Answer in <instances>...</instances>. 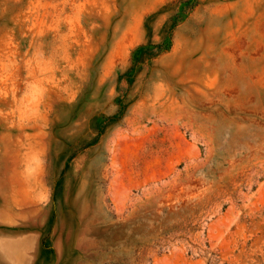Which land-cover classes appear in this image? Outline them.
Returning <instances> with one entry per match:
<instances>
[{
	"label": "rangeland",
	"instance_id": "rangeland-1",
	"mask_svg": "<svg viewBox=\"0 0 264 264\" xmlns=\"http://www.w3.org/2000/svg\"><path fill=\"white\" fill-rule=\"evenodd\" d=\"M0 264H264V0H0Z\"/></svg>",
	"mask_w": 264,
	"mask_h": 264
}]
</instances>
